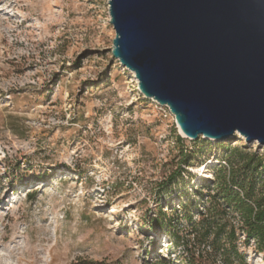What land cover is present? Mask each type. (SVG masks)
<instances>
[{
    "label": "rangeland",
    "instance_id": "1",
    "mask_svg": "<svg viewBox=\"0 0 264 264\" xmlns=\"http://www.w3.org/2000/svg\"><path fill=\"white\" fill-rule=\"evenodd\" d=\"M114 39L108 0H0V264H264L194 227L222 160L264 149L183 136Z\"/></svg>",
    "mask_w": 264,
    "mask_h": 264
},
{
    "label": "water",
    "instance_id": "2",
    "mask_svg": "<svg viewBox=\"0 0 264 264\" xmlns=\"http://www.w3.org/2000/svg\"><path fill=\"white\" fill-rule=\"evenodd\" d=\"M113 57L181 133L264 149V0H108Z\"/></svg>",
    "mask_w": 264,
    "mask_h": 264
},
{
    "label": "trees",
    "instance_id": "3",
    "mask_svg": "<svg viewBox=\"0 0 264 264\" xmlns=\"http://www.w3.org/2000/svg\"><path fill=\"white\" fill-rule=\"evenodd\" d=\"M222 162L218 172L223 175L216 179L213 193L207 196L208 207L194 227L200 228L205 238L213 236L215 242L223 236L232 244L237 241L238 231L246 242L256 244L259 253H264V159L240 153ZM175 176L180 177L179 173ZM228 214L237 219L235 225L224 221ZM187 219L192 222V217ZM234 251L239 256L236 246Z\"/></svg>",
    "mask_w": 264,
    "mask_h": 264
},
{
    "label": "bare ground",
    "instance_id": "4",
    "mask_svg": "<svg viewBox=\"0 0 264 264\" xmlns=\"http://www.w3.org/2000/svg\"><path fill=\"white\" fill-rule=\"evenodd\" d=\"M125 68V67H124ZM131 72V71H130ZM132 73V72H131ZM133 74V73H132ZM135 76V75H134ZM154 101V100H153ZM181 132V131H180ZM182 134V133H181ZM183 135V134H182ZM184 136V135H183Z\"/></svg>",
    "mask_w": 264,
    "mask_h": 264
}]
</instances>
